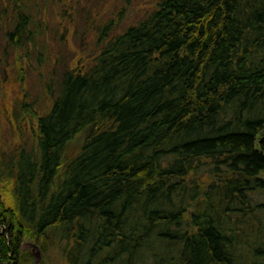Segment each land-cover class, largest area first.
<instances>
[{"label": "trees", "instance_id": "16d2710c", "mask_svg": "<svg viewBox=\"0 0 264 264\" xmlns=\"http://www.w3.org/2000/svg\"><path fill=\"white\" fill-rule=\"evenodd\" d=\"M13 3L18 50L41 30ZM149 12L29 109L34 145L0 160V264H39L25 239H66L70 264H264V0Z\"/></svg>", "mask_w": 264, "mask_h": 264}, {"label": "rangeland", "instance_id": "374dc122", "mask_svg": "<svg viewBox=\"0 0 264 264\" xmlns=\"http://www.w3.org/2000/svg\"><path fill=\"white\" fill-rule=\"evenodd\" d=\"M157 1L29 0L33 28L37 24L41 34L35 43L17 50L6 37L16 22L13 0H0V160H8L18 146L34 145L36 118L29 109L40 114L48 111L49 91L57 94L63 74L72 64L91 59L101 27L113 20L111 32H122L151 12ZM21 99L27 102L25 110L17 108ZM75 140L71 146L79 148L83 138ZM38 246L30 239L22 243L39 264H70L71 254L76 257L78 253L66 239L62 249L56 244L45 250L40 247V253ZM167 259L154 264H166Z\"/></svg>", "mask_w": 264, "mask_h": 264}, {"label": "water", "instance_id": "95a60500", "mask_svg": "<svg viewBox=\"0 0 264 264\" xmlns=\"http://www.w3.org/2000/svg\"><path fill=\"white\" fill-rule=\"evenodd\" d=\"M38 247H39V249H40V251H39V252L41 253V248H40V246H38ZM40 253H39V254H40Z\"/></svg>", "mask_w": 264, "mask_h": 264}]
</instances>
